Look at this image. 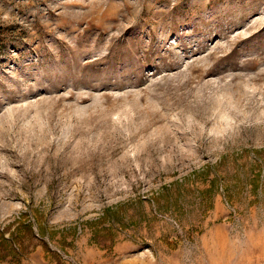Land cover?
Returning <instances> with one entry per match:
<instances>
[{
    "label": "rangeland",
    "instance_id": "rangeland-1",
    "mask_svg": "<svg viewBox=\"0 0 264 264\" xmlns=\"http://www.w3.org/2000/svg\"><path fill=\"white\" fill-rule=\"evenodd\" d=\"M0 232V264H264V0H0Z\"/></svg>",
    "mask_w": 264,
    "mask_h": 264
},
{
    "label": "trees",
    "instance_id": "trees-1",
    "mask_svg": "<svg viewBox=\"0 0 264 264\" xmlns=\"http://www.w3.org/2000/svg\"><path fill=\"white\" fill-rule=\"evenodd\" d=\"M25 228L27 231L32 232V226L29 223H25L23 221H18L16 227H15V232L21 228ZM16 233H10V240L6 238L3 235V232H0V258H4L6 256V253L9 251H12V246H11V241H15Z\"/></svg>",
    "mask_w": 264,
    "mask_h": 264
}]
</instances>
